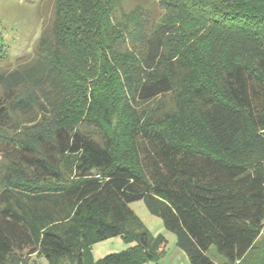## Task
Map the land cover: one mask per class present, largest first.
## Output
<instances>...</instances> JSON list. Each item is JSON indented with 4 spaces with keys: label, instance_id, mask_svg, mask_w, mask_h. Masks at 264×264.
<instances>
[{
    "label": "trees",
    "instance_id": "trees-1",
    "mask_svg": "<svg viewBox=\"0 0 264 264\" xmlns=\"http://www.w3.org/2000/svg\"><path fill=\"white\" fill-rule=\"evenodd\" d=\"M148 2L58 0L14 67L0 17V264H157L137 200L191 264H264V0Z\"/></svg>",
    "mask_w": 264,
    "mask_h": 264
},
{
    "label": "rangeland",
    "instance_id": "rangeland-1",
    "mask_svg": "<svg viewBox=\"0 0 264 264\" xmlns=\"http://www.w3.org/2000/svg\"><path fill=\"white\" fill-rule=\"evenodd\" d=\"M41 1L40 4V0H0V17L4 22L10 45L13 42L7 61L10 67L32 58L40 32L51 23L58 0ZM145 1L147 0H125V7L130 10L138 2L144 3ZM150 1L147 3L149 7ZM131 207L151 235L163 234L168 240L165 252L157 264H191L187 253L177 245L176 234L165 227L160 216L153 214L148 209L144 200L132 202ZM134 244L128 243L122 236H115L96 243L92 251L94 257L99 259L110 253L125 250ZM211 255L217 260L223 259L214 248ZM20 257L16 253L9 257L4 264H25L23 258ZM27 264H48V261L42 255L32 254L27 258Z\"/></svg>",
    "mask_w": 264,
    "mask_h": 264
}]
</instances>
